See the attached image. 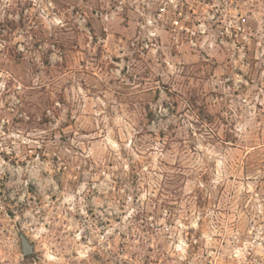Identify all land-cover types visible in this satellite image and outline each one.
I'll return each mask as SVG.
<instances>
[{
	"label": "rangeland",
	"instance_id": "374dc122",
	"mask_svg": "<svg viewBox=\"0 0 264 264\" xmlns=\"http://www.w3.org/2000/svg\"><path fill=\"white\" fill-rule=\"evenodd\" d=\"M0 264H264V0H0Z\"/></svg>",
	"mask_w": 264,
	"mask_h": 264
},
{
	"label": "water",
	"instance_id": "95a60500",
	"mask_svg": "<svg viewBox=\"0 0 264 264\" xmlns=\"http://www.w3.org/2000/svg\"><path fill=\"white\" fill-rule=\"evenodd\" d=\"M20 244H21L22 255L24 257L29 256L32 253V246L29 244V242L24 236H20Z\"/></svg>",
	"mask_w": 264,
	"mask_h": 264
}]
</instances>
